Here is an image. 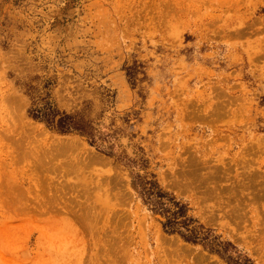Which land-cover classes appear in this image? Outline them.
<instances>
[{
    "label": "rangeland",
    "instance_id": "1",
    "mask_svg": "<svg viewBox=\"0 0 264 264\" xmlns=\"http://www.w3.org/2000/svg\"><path fill=\"white\" fill-rule=\"evenodd\" d=\"M150 181L264 264V0H0V264H230Z\"/></svg>",
    "mask_w": 264,
    "mask_h": 264
},
{
    "label": "trees",
    "instance_id": "2",
    "mask_svg": "<svg viewBox=\"0 0 264 264\" xmlns=\"http://www.w3.org/2000/svg\"><path fill=\"white\" fill-rule=\"evenodd\" d=\"M30 115L61 133L78 132L88 137L90 143L95 145L93 134L89 131L92 128L90 121H85L80 114L60 113L51 104L43 103L36 104L30 109ZM142 191L152 210L164 217L163 228L166 233H177L190 243L202 244L207 250L219 254L231 264L232 257L229 247L232 249L234 247L228 242L220 241V239L214 237L210 230L198 225L193 218L187 215L188 208L186 205L174 198H169L167 194L159 191L154 182L151 181L146 183V187Z\"/></svg>",
    "mask_w": 264,
    "mask_h": 264
},
{
    "label": "bare ground",
    "instance_id": "3",
    "mask_svg": "<svg viewBox=\"0 0 264 264\" xmlns=\"http://www.w3.org/2000/svg\"><path fill=\"white\" fill-rule=\"evenodd\" d=\"M33 128V127H32ZM34 131V130H33ZM101 163V162H100ZM162 242V241H161Z\"/></svg>",
    "mask_w": 264,
    "mask_h": 264
}]
</instances>
